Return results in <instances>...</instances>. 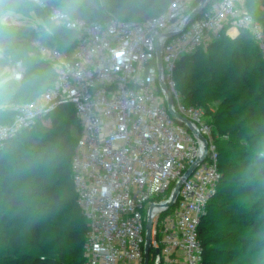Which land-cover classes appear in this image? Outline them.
<instances>
[{
	"label": "built area",
	"instance_id": "1",
	"mask_svg": "<svg viewBox=\"0 0 264 264\" xmlns=\"http://www.w3.org/2000/svg\"><path fill=\"white\" fill-rule=\"evenodd\" d=\"M45 8L47 18L73 31L72 53L40 41L41 59L56 79L34 100L1 105L13 112L0 123V147L34 127L59 106L71 104L81 133L71 160L77 202L87 220L84 264H146V225L152 219L147 264H201L204 246L199 226L222 179L213 124L200 106L188 105L177 88L175 68L184 55L208 46L222 31L247 29L264 54V28L247 8V0H207L186 25L201 0H173L159 15L144 20L110 17L87 20L61 8ZM170 32L175 34L168 36ZM162 52L158 67L157 43ZM25 69L19 62L13 78ZM188 118H175L168 106ZM183 181L173 205L177 183Z\"/></svg>",
	"mask_w": 264,
	"mask_h": 264
},
{
	"label": "trees",
	"instance_id": "2",
	"mask_svg": "<svg viewBox=\"0 0 264 264\" xmlns=\"http://www.w3.org/2000/svg\"><path fill=\"white\" fill-rule=\"evenodd\" d=\"M45 1L47 7L55 5L74 17L87 20L110 17L144 20L164 12L173 0L124 1L117 6L120 15L105 14L92 6L82 14L81 7L75 2L69 9L68 0ZM259 3L264 5V0H247V8L264 28V8L261 9ZM32 10L45 20V29L35 31L19 24L15 34L6 36L0 43L3 54L38 52V41L71 54L77 43L76 34L52 23L45 8L36 0H33ZM227 40L234 41V48L227 52L225 66L240 85L241 92L218 107L216 124L197 91L183 84L193 72L215 77L221 57L219 52L206 53L207 50L200 48L181 57L175 68L177 88L183 101L204 109L213 124L219 149L222 179L199 226L200 241L204 246L201 264H264V54L247 29H241L236 37L227 35L224 30L209 47L216 50L217 44ZM24 62V79L1 94L0 102L21 104L32 101L54 83L56 73L41 56H28ZM63 105L48 115L57 128L55 116ZM0 114L3 117L0 123H9L13 119L12 110L0 109ZM73 117L76 118L75 112ZM72 122L69 118L61 131V157L56 168L58 179L66 186L64 194L39 172L41 160L46 157L29 143L28 138L39 123L0 147V202L5 208L4 224L17 226L9 234L0 231V246L5 252L0 259L2 264H84L87 220L77 202L71 178V160L81 126L77 120V126L71 127ZM234 136L240 140L235 158L219 143L223 138L222 141L228 140V145H235ZM27 171V183L23 191H18V182Z\"/></svg>",
	"mask_w": 264,
	"mask_h": 264
},
{
	"label": "rangeland",
	"instance_id": "3",
	"mask_svg": "<svg viewBox=\"0 0 264 264\" xmlns=\"http://www.w3.org/2000/svg\"><path fill=\"white\" fill-rule=\"evenodd\" d=\"M37 1V0H36ZM42 2H46L45 0H39ZM124 1L128 0H74L81 9L82 14H86L87 8L92 6L96 9L101 10L103 13L107 14H115L120 15L121 10H117V6L122 4ZM258 6L262 9L264 5L261 3ZM127 9V8H126ZM21 25L25 27L32 28L35 31H41L45 29L46 22L42 18L38 17L37 14L32 10L30 15L20 22ZM240 34V33H239ZM237 34L236 36H238ZM235 36V37H236ZM54 41L56 40L55 36H51ZM234 41L227 40L225 42H221L216 45V50L211 47L206 46L204 50L208 52L218 51L220 54L219 66L217 68L216 76L206 75L203 76L198 73H191L188 78H186V83L183 84L188 89H192L197 91L199 97L203 100L204 108L209 111V116L213 124L219 121L217 117V109L218 107L225 102L229 97H233L241 92L240 85L233 79V76L228 73V69L225 66V61H227V52L230 49L234 48ZM249 49H251L250 43H248ZM209 47V48H208ZM3 60L0 61L3 65V70L5 72V78L2 84H0V97L1 94L9 91L10 87L16 85V82L13 78V73L18 68L19 62L24 64V59L28 56L40 57L39 51H26L19 55L6 56L3 52H0ZM25 69V67H24ZM11 72V76L9 73ZM6 102H0L1 105H7ZM67 106V107H66ZM58 114L55 116L58 119V128L54 125L51 117H40L38 122L39 125L30 133L29 143L38 148V150L42 151L46 157V159L41 160V166L39 168V172L41 175L47 177V179L55 185L63 194L66 192V186L58 179L57 176V165L60 162L61 157V148H62V139H61V131L63 130L64 125L67 120L70 118L72 122V126H77V120L73 117L74 110L70 105H63L58 109ZM73 117V118H72ZM0 118L3 117L0 114ZM215 126V125H214ZM223 138H220L219 143L229 151V155L235 158V153L239 149V138L234 136L235 145H228L227 141H222ZM29 178V172L25 173L23 179L18 182V191H23L24 186L27 183ZM4 213L5 208L3 204L0 202V231L2 233H12L17 229V226H6L4 224ZM5 255L3 248L0 246V259ZM0 264H2L0 262Z\"/></svg>",
	"mask_w": 264,
	"mask_h": 264
},
{
	"label": "water",
	"instance_id": "4",
	"mask_svg": "<svg viewBox=\"0 0 264 264\" xmlns=\"http://www.w3.org/2000/svg\"><path fill=\"white\" fill-rule=\"evenodd\" d=\"M207 0H201L200 2V5L198 7H196L193 11H191L189 13V15L187 16V19L185 21V25L191 20L193 19L194 17H196L203 9L204 7V4ZM175 34V32H170L168 33L167 35L168 36H171ZM157 51H158V54H157V57H158V67H159V72L161 74L162 72V64H163V60H162V52H161V48H160V43L158 42L157 43ZM160 83L161 85L163 86V88L166 90L167 92V95H168V98H167V102H168V106H169V110L171 112V114L181 120L182 122H184L185 124H187L194 132H196V129L192 126L190 120L184 116H182L179 112H176L174 109H173V97L167 87V85L165 84V82L160 78ZM200 138L204 141L205 143V147H204V155L202 157H199L197 159V161L195 163H193L190 168L186 171V173L184 174V176L180 179V181L177 183L176 185V188L173 192V197H172V200L168 203V206H171L173 205L175 199L177 198L178 196V193H179V189L183 183V181L185 179H187L191 174L192 172L194 171V169L198 166V164L202 161L205 160V156H206V152H207V142L205 140V138L200 135ZM151 234H152V219H151V216L148 217V220H147V225H146V247H145V261H146V264L148 263V260H149V251H150V245H151Z\"/></svg>",
	"mask_w": 264,
	"mask_h": 264
},
{
	"label": "clouds",
	"instance_id": "5",
	"mask_svg": "<svg viewBox=\"0 0 264 264\" xmlns=\"http://www.w3.org/2000/svg\"><path fill=\"white\" fill-rule=\"evenodd\" d=\"M74 0H68V8L73 5ZM33 0H0V43L6 36L15 34V30L20 22L26 19L32 11ZM2 52V49H0ZM3 60L0 55V61ZM11 76V72L9 73ZM5 72L3 65L0 63V84L3 83Z\"/></svg>",
	"mask_w": 264,
	"mask_h": 264
},
{
	"label": "crops",
	"instance_id": "6",
	"mask_svg": "<svg viewBox=\"0 0 264 264\" xmlns=\"http://www.w3.org/2000/svg\"><path fill=\"white\" fill-rule=\"evenodd\" d=\"M230 32H231L233 35H234V34L237 35L238 30L233 28V29L230 30Z\"/></svg>",
	"mask_w": 264,
	"mask_h": 264
}]
</instances>
